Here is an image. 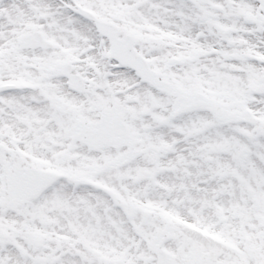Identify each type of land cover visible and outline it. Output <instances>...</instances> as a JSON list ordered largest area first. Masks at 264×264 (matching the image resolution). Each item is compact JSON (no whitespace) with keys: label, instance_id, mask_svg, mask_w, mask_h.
<instances>
[{"label":"snow or ice","instance_id":"snow-or-ice-1","mask_svg":"<svg viewBox=\"0 0 264 264\" xmlns=\"http://www.w3.org/2000/svg\"><path fill=\"white\" fill-rule=\"evenodd\" d=\"M0 264H264V0H0Z\"/></svg>","mask_w":264,"mask_h":264}]
</instances>
